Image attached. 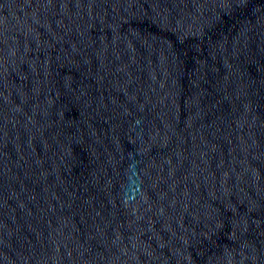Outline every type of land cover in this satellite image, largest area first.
<instances>
[{"label":"water","instance_id":"water-1","mask_svg":"<svg viewBox=\"0 0 264 264\" xmlns=\"http://www.w3.org/2000/svg\"><path fill=\"white\" fill-rule=\"evenodd\" d=\"M0 264H264V0H0Z\"/></svg>","mask_w":264,"mask_h":264}]
</instances>
